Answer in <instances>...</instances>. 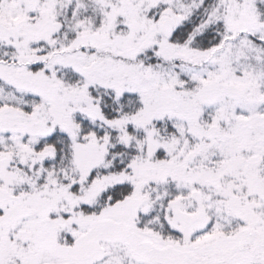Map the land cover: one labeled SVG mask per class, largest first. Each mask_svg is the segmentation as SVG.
I'll return each mask as SVG.
<instances>
[{"label":"snow or ice","instance_id":"6c2138e0","mask_svg":"<svg viewBox=\"0 0 264 264\" xmlns=\"http://www.w3.org/2000/svg\"><path fill=\"white\" fill-rule=\"evenodd\" d=\"M0 264H264V0H0Z\"/></svg>","mask_w":264,"mask_h":264}]
</instances>
